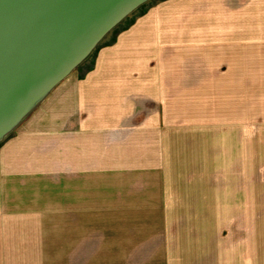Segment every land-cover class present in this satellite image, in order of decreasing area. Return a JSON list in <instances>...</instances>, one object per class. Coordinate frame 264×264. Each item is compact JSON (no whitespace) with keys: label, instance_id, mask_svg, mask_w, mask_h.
Segmentation results:
<instances>
[{"label":"crops","instance_id":"1","mask_svg":"<svg viewBox=\"0 0 264 264\" xmlns=\"http://www.w3.org/2000/svg\"><path fill=\"white\" fill-rule=\"evenodd\" d=\"M196 1L150 8L0 145V264H264V189L245 181L244 118L247 92H264V0H206L207 15ZM199 92H224L239 118L192 122ZM114 180L105 263L82 230L88 208L105 204L89 194Z\"/></svg>","mask_w":264,"mask_h":264},{"label":"water","instance_id":"2","mask_svg":"<svg viewBox=\"0 0 264 264\" xmlns=\"http://www.w3.org/2000/svg\"><path fill=\"white\" fill-rule=\"evenodd\" d=\"M148 0H0V141Z\"/></svg>","mask_w":264,"mask_h":264},{"label":"rangeland","instance_id":"3","mask_svg":"<svg viewBox=\"0 0 264 264\" xmlns=\"http://www.w3.org/2000/svg\"><path fill=\"white\" fill-rule=\"evenodd\" d=\"M165 0H148L141 6H139L137 9H135L132 13L128 14L127 17H125L117 26H114V28L103 38L101 39V42L98 43V45L95 47V49L90 52V54L85 58L83 62H81L77 67L72 71L73 73L78 72L80 75H84L88 70H90L93 67L94 59L97 55L96 52L99 51L101 47L104 45L112 44L117 40V37L119 35V31L123 29L126 30L129 28V26L136 23V21L144 15V13H147L150 8H152L155 5H158L160 2ZM199 6V14H206L207 10L206 7V0H201V2H195ZM219 17H217L218 19ZM207 18H203L200 20H206ZM198 22V21H197ZM200 22H198L199 24ZM204 23H207L204 22ZM264 58V57H263ZM256 71H260L264 74V65L263 66H257ZM59 85V84H58ZM193 92H184V102L191 101ZM199 108L203 109L204 111H195L190 112L188 114H184L185 117L188 115L192 117L194 120L192 122H207L208 121V115L211 117L215 115V123L217 126H223L226 123L233 122L234 119H238V113L235 114V112H232L230 115L227 112H224L226 109L224 105V92H216L214 98L208 100L205 99L204 94H201L202 92H199ZM198 93V95H199ZM49 94L40 101L42 103L49 95ZM247 118L246 123L247 127H252V134H248V149H247V167L245 168L247 171V174L249 175L246 178V182L248 186H260L262 187V190L264 189V92H247ZM196 100V98L194 99ZM40 103H37V105L28 113L27 116L10 132L8 133L1 141L0 145L5 142V140L9 137H11L14 132L16 131V128H18L27 118L31 115L36 108L40 105ZM225 107V108H224ZM216 110V112L213 109ZM210 109V110H208ZM214 111V112H213ZM215 113V114H213ZM226 114V115H225ZM222 136V135H219ZM235 154H233L234 156ZM232 161H227L226 158L220 157L216 160V169L217 172H223L228 171V163ZM236 167V162L233 166V169ZM232 171V168H231ZM235 171V169L233 170ZM259 173V174H258ZM223 178V177H222ZM222 178L217 177V179L222 181ZM227 179H231L232 181H235V184H239V179L234 176L226 177ZM106 181H110L109 178H105ZM231 181V182H232ZM233 183V182H232ZM217 184H219L217 182ZM110 190L103 192L101 195L98 193L96 194H89L88 200H103L105 203L104 206L101 208H88L86 211L87 216V223H85L86 226H84V231L82 232L87 233V249L89 252L90 250H102L101 255H104L102 257L103 261L106 262H112L115 261V257H109L106 255L110 254L107 250L113 251L115 250V180L108 183ZM264 192V190H263ZM264 203V198H263ZM92 204V203H91ZM99 204V202H98ZM253 205H249L251 207ZM251 211H254V209L249 208ZM262 213V217L260 220V223L263 226L264 229V209H260ZM257 211V210H256ZM51 228L52 226L49 225ZM56 227L55 232L57 234L63 235V229L64 227L67 228V226L56 224L54 225ZM45 228H48L45 226ZM256 237V236H253ZM61 249V248H59ZM106 254V255H105ZM55 261L57 264L63 263L62 257H56Z\"/></svg>","mask_w":264,"mask_h":264}]
</instances>
